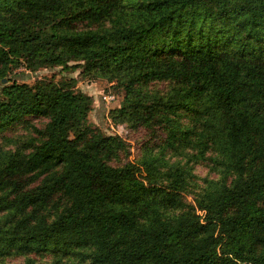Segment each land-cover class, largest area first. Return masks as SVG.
Instances as JSON below:
<instances>
[{
  "label": "trees",
  "instance_id": "16d2710c",
  "mask_svg": "<svg viewBox=\"0 0 264 264\" xmlns=\"http://www.w3.org/2000/svg\"><path fill=\"white\" fill-rule=\"evenodd\" d=\"M56 67L115 82L113 120L163 144L132 160L78 78H13ZM27 117L48 121L0 147V264H264V0H0V136Z\"/></svg>",
  "mask_w": 264,
  "mask_h": 264
},
{
  "label": "rangeland",
  "instance_id": "374dc122",
  "mask_svg": "<svg viewBox=\"0 0 264 264\" xmlns=\"http://www.w3.org/2000/svg\"><path fill=\"white\" fill-rule=\"evenodd\" d=\"M17 76L13 78L19 82H28L33 84L36 79L42 77L61 79L62 75H68L78 78L77 87L83 92L91 95L94 99L93 109L89 114V120L94 126L100 128L106 134H118L124 138L131 148L130 159L135 160L142 155L146 147H152L155 151L163 144L165 133L162 128L155 127L154 129L146 126L134 128L127 123H116L110 111L119 107L124 97V92L121 88L115 87V82H108L106 79H93L80 74V70L68 72L61 67L42 69L37 72H29L24 68L17 69ZM12 78V79H13ZM6 81V80H4ZM169 84L167 82H158L151 85V89L161 92L167 91ZM31 117H27L29 120ZM45 117L31 118L30 124L20 122L13 127L6 129L0 136V147L16 149L17 146L23 147L30 139L38 137V130L42 129L47 123ZM27 141V142H26ZM27 145V144H26ZM174 157V155H173ZM180 159L187 162L188 158L184 155L179 156ZM129 159V158H128ZM175 159V157L173 158ZM127 160V159H126ZM124 159V161H126ZM193 163V162H191ZM194 173H196L204 181L205 178L216 177V174L210 170L206 161L194 163ZM200 180V182H202ZM192 200V196L188 197ZM28 257L34 260V264H63L68 258H63L61 261L52 255L30 254ZM27 256L7 257L4 264L23 263Z\"/></svg>",
  "mask_w": 264,
  "mask_h": 264
},
{
  "label": "water",
  "instance_id": "95a60500",
  "mask_svg": "<svg viewBox=\"0 0 264 264\" xmlns=\"http://www.w3.org/2000/svg\"><path fill=\"white\" fill-rule=\"evenodd\" d=\"M4 80H6V79H4Z\"/></svg>",
  "mask_w": 264,
  "mask_h": 264
}]
</instances>
